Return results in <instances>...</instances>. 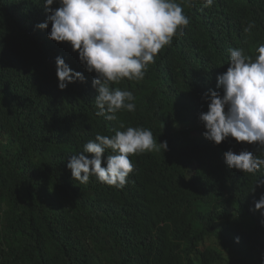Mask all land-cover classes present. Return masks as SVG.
Returning a JSON list of instances; mask_svg holds the SVG:
<instances>
[{"label":"trees","instance_id":"1","mask_svg":"<svg viewBox=\"0 0 264 264\" xmlns=\"http://www.w3.org/2000/svg\"><path fill=\"white\" fill-rule=\"evenodd\" d=\"M174 2L190 18L185 35L143 79L110 85L131 91L136 107L108 120L96 115V73L69 43L49 39L51 23L37 27L50 14L44 0H0V264H264V209L254 210L264 166L248 174L224 158L248 150L264 159V147L199 135L206 94L223 95L217 78L229 49L254 61L264 44V0ZM58 56L86 81L60 90ZM130 126L152 131L167 150L130 157L135 170L122 189L96 176L73 180L71 156L91 158L88 141Z\"/></svg>","mask_w":264,"mask_h":264},{"label":"clouds","instance_id":"2","mask_svg":"<svg viewBox=\"0 0 264 264\" xmlns=\"http://www.w3.org/2000/svg\"><path fill=\"white\" fill-rule=\"evenodd\" d=\"M54 2L44 0L50 14L37 27L44 29L51 23L49 39L69 43L86 70L96 73L92 81L98 93L96 115L108 113V120H118L117 113L132 112L136 107L131 91L113 90L110 85L124 78L143 79L156 56L171 44L173 37L184 36V29L190 24L184 8L174 0H59L60 6L51 9ZM212 4L213 0H204L203 7ZM188 6H193V0H189ZM253 27L254 21L244 32L250 33ZM229 51L230 64L217 78V87L223 90V95L212 90L206 94L210 101L208 111L199 117L206 129L203 135L216 145L231 137L237 143L264 147V44L257 47L254 61L244 54V49ZM56 77L60 90L76 81H86L83 73L73 71L59 56ZM161 148L167 150V141L157 143L152 131L130 126L111 137L97 134L84 146L83 153L91 154V158L82 153L73 155L67 167L73 180L82 184L96 176L98 181L122 189L135 170L130 157ZM108 149L112 154L107 155L105 166ZM224 158L230 169L243 173L255 174L264 166V159L248 150L238 154L228 150ZM261 185L264 181L257 180L255 187ZM261 209H264V195L255 201L254 210Z\"/></svg>","mask_w":264,"mask_h":264},{"label":"rangeland","instance_id":"3","mask_svg":"<svg viewBox=\"0 0 264 264\" xmlns=\"http://www.w3.org/2000/svg\"><path fill=\"white\" fill-rule=\"evenodd\" d=\"M200 136H203V134H199Z\"/></svg>","mask_w":264,"mask_h":264},{"label":"bare ground","instance_id":"4","mask_svg":"<svg viewBox=\"0 0 264 264\" xmlns=\"http://www.w3.org/2000/svg\"><path fill=\"white\" fill-rule=\"evenodd\" d=\"M192 46V45H191Z\"/></svg>","mask_w":264,"mask_h":264}]
</instances>
